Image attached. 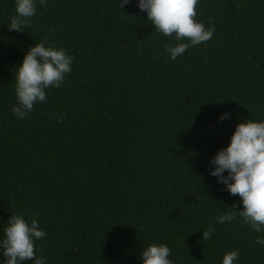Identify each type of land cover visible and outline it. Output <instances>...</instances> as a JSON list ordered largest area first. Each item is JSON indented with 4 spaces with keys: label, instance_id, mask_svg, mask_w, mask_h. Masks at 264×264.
Listing matches in <instances>:
<instances>
[{
    "label": "trees",
    "instance_id": "obj_1",
    "mask_svg": "<svg viewBox=\"0 0 264 264\" xmlns=\"http://www.w3.org/2000/svg\"><path fill=\"white\" fill-rule=\"evenodd\" d=\"M121 2L36 0L18 32L16 0H0V240L14 213L47 233L35 245L46 264H143L151 243L174 264L234 250V264H264V226L245 224L242 198L210 175L236 126L264 121V0H198L194 19L215 32L176 60V34ZM38 42L65 49L72 71L20 119L17 68Z\"/></svg>",
    "mask_w": 264,
    "mask_h": 264
},
{
    "label": "clouds",
    "instance_id": "obj_2",
    "mask_svg": "<svg viewBox=\"0 0 264 264\" xmlns=\"http://www.w3.org/2000/svg\"><path fill=\"white\" fill-rule=\"evenodd\" d=\"M130 0H122L123 9ZM198 0H138L141 11L147 12V18L155 25V31L180 41L175 46L166 44L165 48L172 60L183 55L190 47L208 42L215 27L206 28L202 22L194 19L197 16ZM45 4L46 0H40ZM36 0H16V15L11 18L10 31L22 32L29 26L30 18L36 14ZM189 38L183 42V38ZM74 57L63 48L55 45L45 46V42L36 43L25 55L17 68L15 94L17 104L13 113L20 119L27 117L39 102H46V91L50 87L59 88L66 74L72 71ZM225 113L220 117H228ZM63 116L59 119L62 121ZM211 163L216 167L210 169V175L217 177L232 195H239L244 205L238 214L245 224L259 233L264 226V121L248 119L236 126L231 143L218 151ZM227 171V175L224 173ZM236 207L235 205H233ZM237 211L224 212L216 217L220 223L231 222ZM215 228L209 226L203 231V240L211 239ZM47 233L39 228L35 216L31 222L22 214H14L7 220L4 238L0 240V250L6 258L4 264H23L34 260V264H46L45 257H37L36 241L43 239ZM255 243L264 245V237L258 236ZM172 249L166 244L151 243L142 250L143 264H174L169 257ZM238 250L229 251L223 257L222 264H234L238 260Z\"/></svg>",
    "mask_w": 264,
    "mask_h": 264
}]
</instances>
